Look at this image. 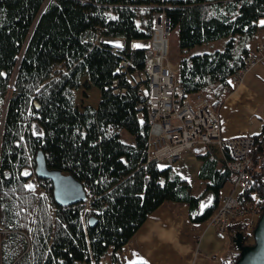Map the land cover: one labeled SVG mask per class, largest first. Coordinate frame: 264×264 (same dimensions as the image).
<instances>
[{"label":"trees","instance_id":"obj_1","mask_svg":"<svg viewBox=\"0 0 264 264\" xmlns=\"http://www.w3.org/2000/svg\"><path fill=\"white\" fill-rule=\"evenodd\" d=\"M158 10L179 29L181 87L205 93L218 112L233 90L231 77L246 67L248 44L264 28V0H0V103L9 96L0 143L2 264H102L109 250L110 264H144L125 263L120 250L164 201L187 202L194 222L219 206L221 189L234 179L228 151L222 148L221 166L210 152L203 157L201 175L210 182L193 194L170 165L148 161L139 84L117 70L124 58L131 72L144 69L146 48L132 43L150 41ZM219 38H226L221 50L190 52ZM92 86L98 104L79 106L77 90ZM123 131L134 142L124 141ZM252 137V186L237 193L246 214L228 226L245 244L256 225L249 216L256 210L259 217L264 206V128ZM38 154L80 181L85 200L58 205L48 178L38 177L43 192L28 188ZM207 192L214 200L203 205ZM239 251L235 244L225 264Z\"/></svg>","mask_w":264,"mask_h":264},{"label":"crops","instance_id":"obj_2","mask_svg":"<svg viewBox=\"0 0 264 264\" xmlns=\"http://www.w3.org/2000/svg\"><path fill=\"white\" fill-rule=\"evenodd\" d=\"M261 21H264V18L259 20V23L264 25ZM174 31L177 35L173 48L178 58L176 62L170 61L179 75V29L175 28ZM139 41L142 40L134 42L137 45ZM248 47L250 55L253 56V64L234 84L233 90L218 111L223 137L252 136L264 128V28ZM256 118L263 124L261 131L258 129L261 124L258 120L255 122ZM130 142H134L133 137ZM209 152L219 161L218 166H221L225 155L219 146H197L186 151L170 165L176 175L191 185L192 193L195 195L201 194L205 185L210 182V178L201 175L203 157ZM237 193L233 181H227L220 191L219 204L227 195ZM213 200V194L207 192L202 204ZM209 218L202 222H194L190 218V207L187 202L166 200L148 215L139 229L122 246L120 256L125 263L147 261L148 264H225L235 251L233 238L228 227L221 232Z\"/></svg>","mask_w":264,"mask_h":264},{"label":"built area","instance_id":"obj_3","mask_svg":"<svg viewBox=\"0 0 264 264\" xmlns=\"http://www.w3.org/2000/svg\"><path fill=\"white\" fill-rule=\"evenodd\" d=\"M171 32L165 11L158 10L154 14L153 35L144 45V69L131 72L132 63L126 58L120 61L117 68L131 84H139L143 100L137 105L138 118L140 121L147 119L149 123L148 161L171 165L186 151L197 146H219L229 153L226 166L234 175L235 188L238 192L249 190L252 186L250 171L254 139L250 135L223 137L219 114L212 108L207 96L195 93L192 100V95L181 87L169 58ZM252 64L253 56L249 55L246 67L231 77V84L238 82ZM29 184L33 185L30 189L38 191L39 181L35 172L26 183ZM245 214L237 195L230 194L223 198L209 221L224 232L232 220ZM251 215L258 213L254 210L249 217Z\"/></svg>","mask_w":264,"mask_h":264},{"label":"water","instance_id":"obj_4","mask_svg":"<svg viewBox=\"0 0 264 264\" xmlns=\"http://www.w3.org/2000/svg\"><path fill=\"white\" fill-rule=\"evenodd\" d=\"M35 174L40 178H48L53 183V197L58 205L75 204L85 200L86 192L83 185L71 173L65 174L61 169L49 168L42 154L36 157ZM95 218L90 219L93 224ZM254 242L244 243V234L236 232L233 241L240 250L239 257L233 264H264V206L253 229Z\"/></svg>","mask_w":264,"mask_h":264},{"label":"rangeland","instance_id":"obj_5","mask_svg":"<svg viewBox=\"0 0 264 264\" xmlns=\"http://www.w3.org/2000/svg\"><path fill=\"white\" fill-rule=\"evenodd\" d=\"M260 20H263V18H261ZM176 35H177V32L172 30V32L170 34V40H169L170 41L169 58L172 62H174V61L176 62L177 58H178V54H176V52L174 51V48H173V43L176 45V39H175ZM113 42L116 43L117 45L121 44V40H119V41L113 40ZM225 42H226V38H219L217 40L205 42L203 44L194 46L191 49V53L197 54V53H204L205 51L211 52V51L218 50V49L221 50L224 48ZM147 43L148 42H145L143 40L139 41V43L137 44V46H135V48L144 47V45H147ZM180 56L181 55H179V59H180ZM178 77H179V75H178ZM83 80H84V78H83ZM198 93L206 95L205 93H202V92H197V94ZM194 94L195 93L191 94L192 100H194V96H193ZM8 97L9 96H7V98L0 103V143H1L2 129L4 126ZM99 97H100L99 89L95 86H92L90 88L81 87L77 90V93H76V101H77V104L79 106H83L85 104H91L93 106H96L99 102ZM257 120H258V123L261 124L260 120L257 118L255 119V122H257ZM262 126H263V124L258 126L259 131H261ZM122 138L124 141H127V142H130L132 140V136L127 131L122 132ZM159 166L164 167V166H167V164L165 162H159ZM37 190H38L37 192H39V193L43 192L40 185H39V188ZM251 216L252 217H250V218L254 222L257 223L260 216L259 217H258V215H251ZM2 227L3 226H0V229H2ZM251 242L253 243L254 239L250 241V244H251ZM110 254H111V250H109L107 252V254L105 255V258L103 259L102 264H110ZM0 264H2V262H1V233H0Z\"/></svg>","mask_w":264,"mask_h":264},{"label":"snow or ice","instance_id":"obj_6","mask_svg":"<svg viewBox=\"0 0 264 264\" xmlns=\"http://www.w3.org/2000/svg\"><path fill=\"white\" fill-rule=\"evenodd\" d=\"M261 23H264V21H261ZM25 174H27V173H25ZM27 187L31 188V187H33V185L29 184V185H27ZM141 260H143L142 257H141ZM144 264H148V262L144 261Z\"/></svg>","mask_w":264,"mask_h":264}]
</instances>
